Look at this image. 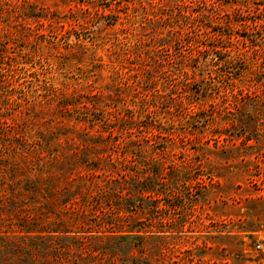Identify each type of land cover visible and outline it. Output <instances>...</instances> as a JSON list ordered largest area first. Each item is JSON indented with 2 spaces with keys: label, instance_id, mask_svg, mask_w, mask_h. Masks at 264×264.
Masks as SVG:
<instances>
[{
  "label": "rangeland",
  "instance_id": "1",
  "mask_svg": "<svg viewBox=\"0 0 264 264\" xmlns=\"http://www.w3.org/2000/svg\"><path fill=\"white\" fill-rule=\"evenodd\" d=\"M0 264H264V0H0Z\"/></svg>",
  "mask_w": 264,
  "mask_h": 264
},
{
  "label": "trees",
  "instance_id": "2",
  "mask_svg": "<svg viewBox=\"0 0 264 264\" xmlns=\"http://www.w3.org/2000/svg\"><path fill=\"white\" fill-rule=\"evenodd\" d=\"M217 1H225V2H230L231 0H217ZM53 232V231H51Z\"/></svg>",
  "mask_w": 264,
  "mask_h": 264
}]
</instances>
